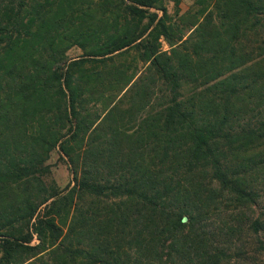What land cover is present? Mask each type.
Here are the masks:
<instances>
[{
    "label": "trees",
    "instance_id": "1",
    "mask_svg": "<svg viewBox=\"0 0 264 264\" xmlns=\"http://www.w3.org/2000/svg\"><path fill=\"white\" fill-rule=\"evenodd\" d=\"M195 3L0 0V191L57 145L73 179L0 209V264H264V0ZM151 101L133 132L75 138Z\"/></svg>",
    "mask_w": 264,
    "mask_h": 264
},
{
    "label": "rangeland",
    "instance_id": "2",
    "mask_svg": "<svg viewBox=\"0 0 264 264\" xmlns=\"http://www.w3.org/2000/svg\"><path fill=\"white\" fill-rule=\"evenodd\" d=\"M164 4L167 6L169 14L172 16V19H179V17L186 10L191 9L192 11H195L198 8V6H196L197 4L195 3V0H178V4L175 0H164ZM158 13L161 14V10H158ZM161 40L163 47L168 48V44L162 37ZM66 53L69 56H76L78 54H82V50L79 46L71 45L66 49ZM4 80L5 81H1V83L7 84L6 79ZM10 93L14 94L13 89L11 87ZM10 93L8 92V90L0 88V107L3 110L6 106L11 103V101L15 97L13 94ZM152 99L154 100L155 98L152 97ZM154 101H151V103L146 105L144 109L139 113H137V111H129L126 107L113 108V110L107 116L109 117V120L105 123L104 128L112 122L119 121L120 123L114 131H109V129L105 130L102 128L99 130H92L91 127L83 126V129L86 130L84 136H77L75 138H84L83 140L85 144H93L96 140H103L104 138H109L110 136L112 137V134L115 131L118 132L120 130L130 128V132H133L136 130V127L142 118L149 116L151 113L157 110H152L154 107L150 106V104H152L153 106ZM86 108L90 109L89 112H101L104 110V105L102 103H97L96 105L90 103ZM19 113L20 111L16 109L14 111V115H11V118H14V116H19ZM79 117L83 119L84 122H91L93 120L91 117H87V110L85 109L80 110ZM39 121H41V119ZM64 137L68 139V142H70V144L75 150L80 149L79 147H77L78 139H72L70 133H68ZM7 139L8 138H6V140ZM68 157L69 155L62 152L58 145L53 147L48 152L47 159L44 161L41 169L34 173L35 175L39 176V178L41 179L40 182L34 180L33 176L31 175L23 179H19L5 184L3 186V190L0 191V209L12 201H17L21 200L22 198H25L29 193L30 189L37 184L40 186H44V189L36 191L34 194L38 198V200L43 194L48 195L53 194L55 192H61L64 190V188L70 186L73 183V179ZM1 179L2 177H0V180ZM72 213L73 210H70L69 217H71ZM31 221L32 219H30L29 224H31ZM16 226H20V223H16ZM37 241V237L33 235L31 242L35 243ZM46 257H48L47 252H42L41 254L35 255H29L27 253H24L21 257L20 263L18 264H43V260Z\"/></svg>",
    "mask_w": 264,
    "mask_h": 264
}]
</instances>
